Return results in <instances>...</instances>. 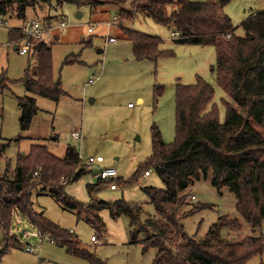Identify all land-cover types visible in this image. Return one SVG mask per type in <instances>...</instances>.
Returning a JSON list of instances; mask_svg holds the SVG:
<instances>
[{
    "label": "trees",
    "instance_id": "16d2710c",
    "mask_svg": "<svg viewBox=\"0 0 264 264\" xmlns=\"http://www.w3.org/2000/svg\"><path fill=\"white\" fill-rule=\"evenodd\" d=\"M66 3L97 7L106 2L124 4L128 0H0V17L16 15L27 20L29 9ZM233 0H133L135 12L146 14L152 21L178 31L182 36L175 42L201 47L213 46L216 50V81L230 100L224 99L226 118L220 121L219 106L214 103L215 88L209 81L197 77L196 83L185 85L179 81L176 90V138L167 143L162 131L152 126L153 152L148 161L139 166L130 179L122 177L101 179L87 184L92 200L83 204L67 194V186L83 179L93 169L82 168L80 153L70 146L63 158L53 155L43 144L32 145L30 151L19 155L16 168L10 161L0 177V226L4 239L0 244V259L11 248H21L13 234L17 216L26 219L54 243L65 247L70 256L91 264H106L90 248H85L75 234L47 218L44 211L34 208L32 191L42 188L64 209L77 212L79 220L90 224L97 235L103 237L107 230L101 212L108 210L112 219L127 217L131 223L132 244H141L143 251H157L154 264H247L264 254V236H247L232 241L223 236L227 230L240 231L244 222L252 229L264 223V12L249 17L242 24L245 36H237L233 20L225 8ZM134 12V11H133ZM122 10L133 20L134 13ZM124 39L133 45L138 61L158 62L161 58H174L173 51L162 49L161 37L122 27ZM20 29L9 32V40L15 45L23 37ZM231 36V37H229ZM37 57L36 65L29 66L23 78L30 95L18 98L21 112V131H28L38 115L39 107L34 96H42L60 102L67 94L62 82L53 70V45L37 42L30 53ZM68 62V61H67ZM7 73L0 75V93L8 86ZM165 87L155 88L158 102ZM0 139V159L13 142ZM87 165V164H86ZM87 167H89L87 165ZM154 170L161 178L164 189L145 187L143 192L156 208L155 216L143 220L144 204L126 200L106 202L98 199L99 192L107 186L119 185L131 188ZM222 194L230 190L236 197V210L242 220L229 215L220 217L202 239L190 237L183 219L206 209L197 204L190 211L184 208L188 202V189L195 182L209 180ZM98 238V237H97Z\"/></svg>",
    "mask_w": 264,
    "mask_h": 264
},
{
    "label": "rangeland",
    "instance_id": "374dc122",
    "mask_svg": "<svg viewBox=\"0 0 264 264\" xmlns=\"http://www.w3.org/2000/svg\"><path fill=\"white\" fill-rule=\"evenodd\" d=\"M102 2L107 0H100ZM133 0L121 3H103L97 7L78 6L66 3L58 7L52 5L31 8L27 20H18L14 15L5 18L6 26L0 27V75L7 73L9 88L0 93V139L13 140L23 137L22 141L13 142L4 158L0 159V177L5 174L7 162L16 168L19 155L28 153L32 145L43 144L59 158L66 155L67 149L77 148L83 161L91 152L95 157H103L104 162L82 168L93 169L83 179L72 182L66 192L83 204L91 202L87 184L97 181V174L104 169H114L118 177L130 179L139 166L152 155V126H157L167 143L176 138V90L182 82L185 85L196 83L197 77L209 81L215 88V100L219 106L220 121L226 118L224 99L230 100L216 81V50L213 46L201 47L183 45L172 41L173 28L157 24L146 14L135 12L131 6ZM206 2V0H191ZM124 10L136 14L133 20L121 18L118 14ZM264 0H233L225 9L233 19L235 34L245 36L241 24L253 11H263ZM118 16V17H117ZM37 19L46 27L44 41L53 45V70L62 82L66 96L60 102L51 101L42 96H34L39 107L31 128L21 131L18 98L30 95L23 78L29 66L36 65L34 52L19 55L14 44L9 40V32L20 28L24 22ZM62 22L67 28H62ZM122 27L161 37L162 49L173 51L174 58H161L158 62L138 61L133 52V45L124 39ZM93 28V32L90 29ZM116 42L111 43V38ZM68 61V62H67ZM92 78L96 83L89 84ZM165 87L159 101L155 98V88ZM140 99L143 103H140ZM257 127L264 134L261 127ZM83 135V140H76L74 133ZM118 185V184H117ZM119 186V185H118ZM164 189L161 178L154 170L143 177L139 184L131 188L119 186L116 191L111 186L102 189L99 200L144 204L143 220L155 216L156 208L143 192L145 187ZM189 198L184 208L190 211L195 205H207L206 209L182 220L187 234L194 239H202L211 226L222 216L242 220L236 210V197L226 189L222 194L209 180L195 182L188 190ZM34 208L44 211L53 223L73 232L85 248H90L106 264H154L157 251L150 248L144 252L141 244H132L130 239L131 223L127 217L114 220L108 210L101 212L106 225V234L97 235L94 228L84 219L79 220L76 211L64 209L41 187L32 191ZM195 197L193 199L192 197ZM13 234L18 240L26 231L38 232L26 219L17 216L13 223ZM264 236V223L257 229L250 228L245 222L240 231L227 230L224 238L232 241L243 240L247 236ZM98 237L95 244L91 238ZM4 239L0 226V244ZM19 241V240H18ZM21 248H11L2 256L0 264H91L84 259L70 256L65 247L47 240L44 244L37 238L21 239ZM28 243L37 247V252L25 251ZM1 251V248H0ZM247 264H264V254L255 257Z\"/></svg>",
    "mask_w": 264,
    "mask_h": 264
},
{
    "label": "built area",
    "instance_id": "2783aa9c",
    "mask_svg": "<svg viewBox=\"0 0 264 264\" xmlns=\"http://www.w3.org/2000/svg\"><path fill=\"white\" fill-rule=\"evenodd\" d=\"M4 26H6L5 18L0 17V27H4ZM61 27L67 28V23L62 22ZM21 31L23 32L24 35L20 39V41L15 43L14 47L17 46L16 51L18 52L19 55H29L33 46L37 42L44 40L43 37L46 31V27L44 26L43 23L35 19L33 21L24 22V25L21 27ZM90 32H93V28L90 29ZM172 36L176 40V39L181 38L182 35L178 31H175V33H173ZM110 42L114 44V42H116V38L114 37L111 38ZM97 80L98 78H92L89 81V84L96 83ZM74 137L76 140H80V141L83 140V135L79 132H75ZM80 159L82 162H85V164H87L89 167H93L95 164H101L104 161L103 157H95L94 155H90L85 161H83L80 155ZM150 174H151V171H148V173H146L145 176L148 177ZM117 176H118V173L116 170L104 169V170H101V173L97 174L95 177H97L98 180H101V179L117 178ZM118 188H119L118 185L111 186V190L113 191H116ZM193 199H195V197H193ZM20 235H22V237L20 236V238L18 239L20 243L22 242L21 239H25V238L27 240H30L32 238H37L39 241L43 242L42 244H44L47 240L52 241L48 236L40 233L39 231L35 233V232H29L25 230V232L21 233ZM91 240L96 244L100 243V239H98L97 237L93 236ZM25 251L33 254L37 252V247L33 246L31 243H28V246L26 247Z\"/></svg>",
    "mask_w": 264,
    "mask_h": 264
},
{
    "label": "crops",
    "instance_id": "0c3cea01",
    "mask_svg": "<svg viewBox=\"0 0 264 264\" xmlns=\"http://www.w3.org/2000/svg\"><path fill=\"white\" fill-rule=\"evenodd\" d=\"M225 9H226V8H225ZM259 12H264V10H263V11H257V12H256V11H253V13H251L250 15H248V16L246 17V19L243 20V22H245L247 19H249V17H251V16H253L254 14L259 13ZM227 15L230 17L229 14H227ZM118 16L121 17V16H120V13L118 14ZM118 16H117V17H118ZM135 17H137L136 14H135ZM135 17H134V18H135ZM230 18H231V17H230ZM231 19H232V18H231ZM232 20H233V19H232ZM243 22H242V24H243ZM242 24H241V27H242ZM20 28H21V27H20ZM20 28H15V29H20ZM172 34H173V33H172ZM44 35H45V34H44ZM43 38H44V37H43ZM43 41H44V40H43ZM172 41L175 42V39H173ZM45 42H46V41H45ZM49 45H50V44H49ZM140 103H143V100H142V99H140ZM103 162H104V161H103ZM150 175H151V174H150ZM150 175H149V176H150ZM220 194H221V193H220ZM193 197H194V196H193ZM193 197H192V198H193ZM95 244H96V243H95Z\"/></svg>",
    "mask_w": 264,
    "mask_h": 264
},
{
    "label": "water",
    "instance_id": "95a60500",
    "mask_svg": "<svg viewBox=\"0 0 264 264\" xmlns=\"http://www.w3.org/2000/svg\"><path fill=\"white\" fill-rule=\"evenodd\" d=\"M14 50L16 51L17 50V46L14 47ZM25 154V153H23ZM90 155H94V152H91ZM22 237V235H20Z\"/></svg>",
    "mask_w": 264,
    "mask_h": 264
}]
</instances>
